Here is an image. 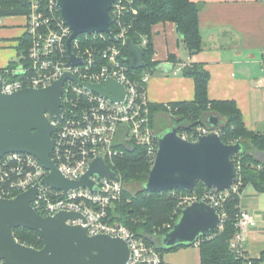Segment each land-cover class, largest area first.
<instances>
[{"label":"built area","instance_id":"2783aa9c","mask_svg":"<svg viewBox=\"0 0 264 264\" xmlns=\"http://www.w3.org/2000/svg\"><path fill=\"white\" fill-rule=\"evenodd\" d=\"M26 1L29 5L25 16L28 52L25 57L18 56L13 64L0 68V90L3 95H9L27 88L44 89L65 73L79 81H64L59 109L61 120L55 118L51 121L56 131L52 134L54 147L50 157L58 173L68 181L78 182L97 157L113 171L116 160L134 147L146 150L152 166L158 149V133L151 124L150 102L146 96L150 73L146 71L140 77L136 75L135 70L127 66L128 58L123 54L128 31L123 19L135 13L131 8L133 0H115L109 12L110 27L114 29L113 32L109 27L113 41L107 33L80 34L70 41L73 57L82 60L81 64L74 66L69 65L66 44L72 31L60 15L57 0ZM146 41V37L142 38L143 47ZM108 78L124 87L122 101L113 102L80 84L96 85ZM262 81L264 86V76ZM208 131L205 126H198L193 135L179 134L190 141ZM233 165L234 183L229 189H206L200 196H182L180 206L184 208L195 201L209 204L220 215L221 229L225 216L223 203L231 196H237L240 201L244 191L238 162ZM113 172L116 179L106 177L98 180V176L93 174L90 177L94 183L93 190L79 187L63 192L42 184L49 172L38 159L25 153H9L0 158V199L16 197L36 186V197L31 205L38 214L51 216L59 211L79 212L85 222L79 219L67 223L87 228L89 236L104 234L123 239L130 250L127 264H161L162 255L152 245H147L117 222L114 212L125 185L121 174ZM237 206V232L229 242V249L236 259L251 264L243 251L242 232L254 225V216L242 210L239 203Z\"/></svg>","mask_w":264,"mask_h":264},{"label":"water","instance_id":"95a60500","mask_svg":"<svg viewBox=\"0 0 264 264\" xmlns=\"http://www.w3.org/2000/svg\"><path fill=\"white\" fill-rule=\"evenodd\" d=\"M57 7L66 25L72 31L67 40L69 65H79L71 53L70 41L80 34L107 33L110 40L111 15L115 0H57ZM178 31V29H177ZM125 48L131 57L130 68L146 67L142 49L131 39L125 40ZM66 79L77 81L65 73L58 81L44 89H22L13 94H2L0 90V158L9 153H25L40 161L49 174L42 184L61 191L79 187L94 189L90 181L93 174L98 180L116 174L97 157L87 173L78 182L66 180L58 173L50 155L53 150L51 124L55 118L61 120L62 85ZM102 97L113 102L122 101L125 89L108 78L99 84H84ZM208 133L187 141L179 135L180 127L157 135L158 149L150 167L144 190L152 193L180 190L194 192L198 184L205 189L227 190L233 185L235 168L233 160L242 146L239 142L224 143L217 133L219 118L210 116ZM257 156V154H256ZM36 186L20 195L0 199V262L1 264H127L130 258L128 243L110 235H88V229L70 225L67 221L85 218L79 212L59 211L51 216H42L32 208ZM172 228L159 238L162 248L191 247L198 239L211 237L220 227V215L212 206L195 201L181 209ZM25 228L37 232L42 248L20 244L15 238V229Z\"/></svg>","mask_w":264,"mask_h":264},{"label":"trees","instance_id":"16d2710c","mask_svg":"<svg viewBox=\"0 0 264 264\" xmlns=\"http://www.w3.org/2000/svg\"><path fill=\"white\" fill-rule=\"evenodd\" d=\"M131 5L135 13L126 15L123 25L128 30L127 39H131L143 51L146 67L134 71L139 77L143 72L148 71L151 74L154 71V50L151 42L154 25L164 22L174 23L187 55L193 56L203 50L204 43L199 26V6L196 3L191 0H133ZM28 12L29 5L26 0H0V18L16 15L26 16ZM110 29L114 32L113 26ZM145 37L147 44L143 47L141 41ZM28 48V37L25 35L19 41L18 56L25 57ZM123 54L128 58L127 66H129L131 57L124 47ZM176 61L175 57H170L171 63ZM181 70L182 76L191 78L194 83L193 99L166 105L151 103L149 113L152 126L154 127L155 117L162 115L169 127L178 126L180 127L179 133H181L189 132L198 126L210 129L208 118L210 116L219 118L217 131L220 139L226 144L239 142L242 146L241 152L234 157L233 161V164L238 162L240 168L239 176L242 189L252 185L258 193L263 194L264 159L259 158L256 154L264 155V128L261 132H254L246 128L235 101H211L207 96L209 73L201 66L190 64ZM157 133L162 132L157 131ZM150 166L149 157L146 156V150L143 147H134L116 160L112 169L121 174L123 184L128 186L137 183L140 185V189L131 193L124 188L121 201L116 205L114 214L120 225L128 228L143 242L149 246L152 245L160 255L164 256L165 253L175 252L184 247L164 249L158 241L177 221L183 208L180 206V197L192 194L200 196L207 188L198 184L192 194L180 190L147 192L143 186ZM238 203L237 196L227 199L222 206V211L225 214L221 222L222 228L208 239L200 238L193 244L198 246L201 264H246L245 260L236 259L234 253L229 249V242L237 232L235 216L239 211ZM14 231L15 238L20 244L23 243L36 249L42 248V241L37 232L25 228H18ZM249 261L251 264H264V253L260 258H251Z\"/></svg>","mask_w":264,"mask_h":264},{"label":"crops","instance_id":"0c3cea01","mask_svg":"<svg viewBox=\"0 0 264 264\" xmlns=\"http://www.w3.org/2000/svg\"><path fill=\"white\" fill-rule=\"evenodd\" d=\"M199 6L203 50L187 55L174 23L152 27L154 71L146 83L150 104L166 105L193 99L194 83L181 68L199 65L209 73L207 96L211 101H235L246 128H264V0H191ZM27 17L0 18V68L15 62L18 44L26 35ZM170 57L176 62L171 63ZM7 64V65H6ZM264 159V155L257 154ZM240 208L254 216L245 229L243 251L249 259L264 253V193L244 188ZM164 264H201L197 245L165 253Z\"/></svg>","mask_w":264,"mask_h":264},{"label":"rangeland","instance_id":"374dc122","mask_svg":"<svg viewBox=\"0 0 264 264\" xmlns=\"http://www.w3.org/2000/svg\"><path fill=\"white\" fill-rule=\"evenodd\" d=\"M18 57V55H17ZM16 61V60H15ZM10 64H13L12 63H9L8 65ZM7 65V64H6ZM7 65V66H8ZM6 67V66H5ZM154 127L155 129L158 131V132H162V131H166V130H169L170 127L169 125H167V122H166V119L161 115H157L155 117V124H154ZM197 127L193 128L192 130H190L189 132L188 131H185L186 134L188 136H190V134L192 133V135L194 134V131L196 130ZM184 132H181L180 134H183ZM179 134V135H180ZM126 189H128V191H130L131 193H134L135 191H137L138 189H140V185H138L137 183L135 184H129L128 186H125ZM242 198H243V195H242ZM241 198V199H242ZM169 253V252H168Z\"/></svg>","mask_w":264,"mask_h":264}]
</instances>
